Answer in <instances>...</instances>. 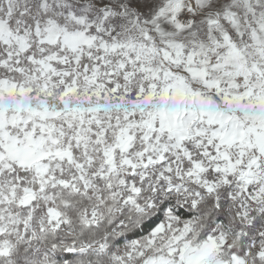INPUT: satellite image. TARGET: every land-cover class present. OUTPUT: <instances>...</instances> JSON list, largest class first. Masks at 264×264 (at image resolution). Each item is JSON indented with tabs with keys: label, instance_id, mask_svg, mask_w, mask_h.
<instances>
[{
	"label": "snow or ice",
	"instance_id": "6c2138e0",
	"mask_svg": "<svg viewBox=\"0 0 264 264\" xmlns=\"http://www.w3.org/2000/svg\"><path fill=\"white\" fill-rule=\"evenodd\" d=\"M0 264H264V0H0Z\"/></svg>",
	"mask_w": 264,
	"mask_h": 264
}]
</instances>
